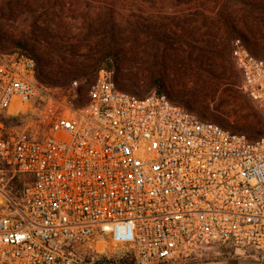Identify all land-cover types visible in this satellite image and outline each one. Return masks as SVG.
Listing matches in <instances>:
<instances>
[{"label": "built area", "instance_id": "2783aa9c", "mask_svg": "<svg viewBox=\"0 0 264 264\" xmlns=\"http://www.w3.org/2000/svg\"><path fill=\"white\" fill-rule=\"evenodd\" d=\"M244 89L264 107V57L234 38ZM40 81L38 62L0 49V114L38 110L0 136V264H78L77 248L131 250L138 264L226 245L264 256V134L230 129L102 68L86 101ZM28 180L16 191L12 181Z\"/></svg>", "mask_w": 264, "mask_h": 264}, {"label": "trees", "instance_id": "16d2710c", "mask_svg": "<svg viewBox=\"0 0 264 264\" xmlns=\"http://www.w3.org/2000/svg\"><path fill=\"white\" fill-rule=\"evenodd\" d=\"M69 1L0 0V49L34 56L38 78L44 83L63 85L85 79L86 89L79 90L85 95L80 103L86 101L91 84L104 67H116L119 75L115 80L122 89L157 86L159 93H168L165 75L169 63L176 67L186 62L195 65L201 82L195 93L197 99L207 101L223 83L230 86L231 95L238 97L234 87L238 67L232 53L234 38L242 37L256 54L264 52V41L259 40L264 27V0ZM68 3L82 11L77 30L72 19L78 17L65 14L67 5L71 8ZM27 14L32 17L28 30L16 34L12 23ZM129 53L139 56L146 65L144 77L138 70H123L121 63L127 61ZM169 97L178 100L170 93ZM252 132L264 134V130ZM12 185L16 191L25 187L19 176ZM85 259V264H137L135 254L128 249L114 255L95 252Z\"/></svg>", "mask_w": 264, "mask_h": 264}, {"label": "rangeland", "instance_id": "374dc122", "mask_svg": "<svg viewBox=\"0 0 264 264\" xmlns=\"http://www.w3.org/2000/svg\"><path fill=\"white\" fill-rule=\"evenodd\" d=\"M71 1L72 0H70L69 2ZM68 4L69 6H71V8L68 9L67 5L65 14L68 15V18H73L70 16L78 17L77 20L72 19V21L74 22L73 24L75 25L74 30H77V24H79L83 20L81 17L82 11L77 9L76 4ZM97 12L98 10L95 11V14H97ZM91 16L93 17L94 13ZM31 18V15H24L23 18L12 23V30L16 34H21L23 30H28ZM261 30L262 32L259 34V36L262 35V37L259 40L262 42L264 41V27H262ZM257 55L264 57V52H261V54ZM127 56L129 57H127V61L121 63L123 66V70L125 72H129L128 68H132L130 72L138 70V74L144 77L147 74L148 69H144L146 65L138 60L139 56L130 55V53ZM194 66L195 65L190 62L176 65V67L171 66V63H169L168 69L166 70L167 74L165 75L168 83V93H162H166L168 96L169 93L172 94L175 98L178 99L176 100V102L181 103L187 108L199 113L204 118L219 122L227 128L245 132L252 137L263 135L254 134L252 130H264V107L261 106L259 102L244 89L243 76L240 69L238 67H236L235 69V71H237V84L234 87L237 90L236 94L238 95V97L231 95V92L228 89L230 86L227 83H223L218 92L216 94L214 93L215 96L212 95L207 101H202L201 98L197 99L195 95V93L199 92L200 90L199 86L201 82L199 81V76L197 74V71H195ZM104 68L112 70L114 77H117V75H119V71L116 69V67ZM78 79L79 90L81 91L82 88L86 89L85 79L81 77ZM70 84L71 82H67L63 85L53 86L66 89L70 86ZM129 90L138 94L139 92H141V95H146L153 91L159 92L157 86L147 87L144 85H139V87L136 89L137 91L132 89ZM81 96H85L84 92L83 94L81 93ZM185 100L189 101L186 102ZM37 113L38 110L36 106H33L32 108L25 107L21 110L12 109L8 112H4L5 116H0V136L7 137L11 134V132L15 133L16 131L25 127H37ZM214 116H219L222 120H218ZM0 169L4 170V174L7 177L12 175L13 173L12 167L7 164V162L1 156ZM16 176L20 177V182H22L23 184H25V182L28 180L27 176H25L24 174H19ZM124 250L125 248L118 246L104 247L103 245H101L98 249L90 248L87 246H80L79 248H77L78 264H85V257L95 252L114 255L122 253V251ZM156 264H264V256L262 254H255L254 252L250 251L244 252L242 250L215 246L204 249L187 257H180L168 261H160Z\"/></svg>", "mask_w": 264, "mask_h": 264}]
</instances>
